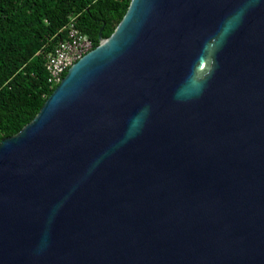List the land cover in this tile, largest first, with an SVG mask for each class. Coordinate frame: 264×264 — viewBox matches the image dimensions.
Listing matches in <instances>:
<instances>
[{"label":"water","instance_id":"95a60500","mask_svg":"<svg viewBox=\"0 0 264 264\" xmlns=\"http://www.w3.org/2000/svg\"><path fill=\"white\" fill-rule=\"evenodd\" d=\"M0 141V264H264V0H130Z\"/></svg>","mask_w":264,"mask_h":264},{"label":"trees","instance_id":"16d2710c","mask_svg":"<svg viewBox=\"0 0 264 264\" xmlns=\"http://www.w3.org/2000/svg\"><path fill=\"white\" fill-rule=\"evenodd\" d=\"M129 2L0 0V141L29 124L58 86L47 82L45 60L65 40L69 22L92 42V50L100 31L102 38L111 35Z\"/></svg>","mask_w":264,"mask_h":264},{"label":"built area","instance_id":"2783aa9c","mask_svg":"<svg viewBox=\"0 0 264 264\" xmlns=\"http://www.w3.org/2000/svg\"><path fill=\"white\" fill-rule=\"evenodd\" d=\"M66 30L65 40L45 60L47 82L51 85L59 84L63 74L92 48V42L75 28L73 20L69 22Z\"/></svg>","mask_w":264,"mask_h":264}]
</instances>
